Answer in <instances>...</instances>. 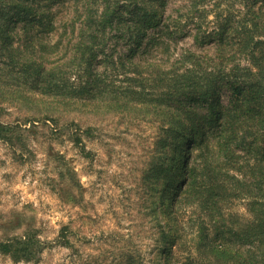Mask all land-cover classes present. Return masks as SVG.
Listing matches in <instances>:
<instances>
[{"label": "trees", "instance_id": "trees-1", "mask_svg": "<svg viewBox=\"0 0 264 264\" xmlns=\"http://www.w3.org/2000/svg\"><path fill=\"white\" fill-rule=\"evenodd\" d=\"M62 1L0 0V88L171 111L172 133L188 136L178 146L185 174L166 203L196 233L205 259L191 264H264V0H188L175 13L170 0H72L69 20L67 6L55 8ZM186 35L214 53L136 61ZM237 200L247 216L226 212ZM0 253L34 254L28 236L0 240Z\"/></svg>", "mask_w": 264, "mask_h": 264}, {"label": "rangeland", "instance_id": "rangeland-1", "mask_svg": "<svg viewBox=\"0 0 264 264\" xmlns=\"http://www.w3.org/2000/svg\"><path fill=\"white\" fill-rule=\"evenodd\" d=\"M71 3L55 7L67 6L60 9L64 20L72 16ZM184 3L189 1L170 0L167 12ZM165 41L170 53L156 45L136 61L173 62L185 49L214 53L213 46L196 44L192 35ZM123 78L117 79L125 85ZM0 90L1 132L10 138L0 137V240L28 236L34 252L29 258L0 253V264L205 259L194 247L196 233L187 227V215L178 217L166 203L175 177L185 174L178 146L185 147L188 136L177 134V127L172 133L171 111L142 103L17 96L7 86ZM228 95L222 93L223 103ZM245 202L234 201L226 212L247 216Z\"/></svg>", "mask_w": 264, "mask_h": 264}]
</instances>
